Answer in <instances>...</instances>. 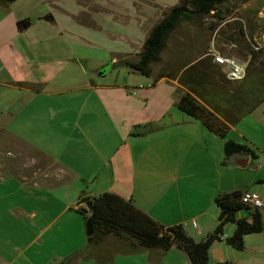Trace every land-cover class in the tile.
Segmentation results:
<instances>
[{
  "label": "crops",
  "instance_id": "1",
  "mask_svg": "<svg viewBox=\"0 0 264 264\" xmlns=\"http://www.w3.org/2000/svg\"><path fill=\"white\" fill-rule=\"evenodd\" d=\"M158 7L154 0L0 3V129L11 145L6 155L0 150V264H190L177 247L128 254L113 236L89 244L77 211L84 199L110 192L169 227L183 221L149 208L152 201L163 206L154 195L168 187L164 182L207 187L213 181L203 170L196 172L195 162H179L190 141L211 144L218 137L177 108L176 81L169 80L176 93L168 85L156 92L164 84L102 81L106 65L139 54L161 17ZM24 19L32 25L20 31L17 24ZM164 118L166 129L160 126ZM141 126L153 132L133 134ZM6 187L17 189L4 193ZM222 190L215 179L211 199L227 193ZM22 192L26 206L15 203ZM205 213L198 214L203 221L218 223V213L210 220ZM194 226L188 225L187 233L203 236V227ZM30 234L31 242H20ZM253 235L245 237V250L259 249L262 240ZM40 240L43 246L30 258ZM239 264L264 263L255 256Z\"/></svg>",
  "mask_w": 264,
  "mask_h": 264
},
{
  "label": "trees",
  "instance_id": "2",
  "mask_svg": "<svg viewBox=\"0 0 264 264\" xmlns=\"http://www.w3.org/2000/svg\"><path fill=\"white\" fill-rule=\"evenodd\" d=\"M17 0H0L8 5ZM232 0H180L171 7L163 19L150 31L135 61L120 58L115 65L125 66L132 72L146 77L154 76L153 65L162 61L167 41L182 22L203 25L208 19L220 22L225 20L221 8ZM44 19L51 20V16ZM32 25L30 19L20 20V31ZM217 24L212 23L211 30ZM238 30V31H237ZM235 34L229 36L227 43L234 45L235 53L247 63L246 76L240 81L227 79L222 68L210 56L201 55L183 65L176 72L160 73L154 76L155 82L162 79L176 81L178 84L177 108L194 120L200 121L208 131L223 139L230 130L246 116L264 104V48L261 43L249 40L240 26ZM221 35L220 33H218ZM151 128L134 132L136 136L148 133ZM1 131V129H0ZM226 163L234 156L258 158L246 144L227 140L224 144ZM244 192L220 194L215 202L220 209L218 225L206 239L196 242L182 224L165 226L138 208L133 200H125L117 194L106 192L84 199L92 201V210L78 208L83 216L85 234L89 244L100 242L107 236L115 237L124 252L128 254L158 248L169 251L173 247L183 250L190 264H209V252L215 242H226L236 250L245 249V237L264 231L262 213L241 202ZM82 202V203H83ZM246 212V217L238 214ZM233 223L236 230L231 237H225L224 228ZM218 264H232L230 262Z\"/></svg>",
  "mask_w": 264,
  "mask_h": 264
},
{
  "label": "rangeland",
  "instance_id": "3",
  "mask_svg": "<svg viewBox=\"0 0 264 264\" xmlns=\"http://www.w3.org/2000/svg\"><path fill=\"white\" fill-rule=\"evenodd\" d=\"M154 2L159 6L156 11L157 14L161 13V17H158V24L163 19L164 14L171 7L178 5L180 0H154ZM221 10L225 15V20L222 22L215 19H208L203 25L182 22L177 30L169 37L166 48L162 54V61L153 65L154 76L157 77L160 73L176 72L181 69L183 65L191 62L194 58L201 55L208 56L210 51H216L222 56L238 57L233 53L235 46L227 42L230 38L229 36L235 34V30L240 26L249 40H252L253 43L262 42L264 37V0H232L223 6ZM212 23L217 24L214 31L210 29ZM122 57H126L131 61H135L136 58L134 55L121 56L120 58ZM120 58L118 57L117 61L120 60ZM104 71H106L105 74L107 73L108 77L102 81H105L106 83L133 85L164 84L161 85L156 92H159V90H162L163 92V89H168L167 85L171 86L170 90H172V92L176 93L177 90L175 85H169L173 84V82L162 80L155 83L154 76H143L139 73L132 72L125 66H113L112 64H108L104 68ZM177 112L180 111L178 110ZM164 121L165 123L160 126L163 128L165 127L166 129V126H169L168 119L164 118ZM144 128L149 129L151 126L138 127L137 132L143 131ZM152 132L153 130L149 131V133ZM5 136H3L2 131H0V139L2 138V140H0V150H4V152L11 149L10 141L6 140ZM217 137L216 140H218L219 143L217 141V143L213 142L207 144L206 142H203L200 144L199 142L194 143L193 141H190L188 147L179 153L180 164H182L185 159H188L193 163L195 162L196 172H198V170H203L209 179L212 178L211 180L213 181L216 179L224 192L233 193L253 191L258 193L264 200V104L252 114L246 116L240 123H238V125L233 127L225 139L219 136ZM227 140L248 145L258 158L255 159L251 157L250 163L246 168L231 167L229 165L230 163L225 164V161L227 160L224 152V144ZM162 144L164 145V143ZM179 151L181 150L179 149ZM6 154L7 152L5 155ZM13 155V153H9L7 157L12 158ZM235 157L236 156L232 157L230 161H233ZM215 163L218 164L217 169L213 166ZM184 166L186 167V165ZM179 168L181 170V166ZM212 182H206L209 184L207 187L193 181L183 183L180 181L178 185L172 184L171 186L169 183L164 182L163 186L165 187V185H168V187L164 188L161 193L154 195L157 197L156 202L159 200L162 201H159V204H163V206L157 208L152 201V206H149V208L152 209L157 216L162 218L166 217L168 220H182L183 222L179 224H182L185 229L188 225L189 227L195 224L196 226L201 225L204 230L203 236H195V232L190 233V230H193L192 227L188 230L189 234H187H192V237L202 241L213 233V229H216L213 227L218 225L217 220L211 225L210 223L203 221V218L201 217L204 215H198L201 211L207 212L205 215L210 220L211 213L215 215L220 212V209L215 202L216 198L214 200L211 199L212 196L209 194L210 184ZM14 189L17 188L10 189L6 187L4 188V193L9 192L10 190L15 192ZM227 193L222 192L220 194ZM25 196L26 192L16 195L14 198L15 203L18 206H26L27 196ZM261 213L264 224V209H261ZM242 215L246 216V212L238 214V216ZM235 229V224H227L224 228L225 237H230L228 236V233H232L231 231ZM261 234L253 235L255 238H260V240H262L261 243H258L261 248L259 247L256 251L250 250V248L247 250L244 249L245 251H240L227 245L226 242H215L210 248L209 264L223 263L226 259L236 264L246 260L251 263L255 256L260 257L264 263V253H260L262 248H264V232ZM82 235L85 236L84 233H82ZM33 236L34 234H30V238L28 239L22 240V238H20V242H31ZM43 242V240H40L35 246H30V248L32 247L30 249V258L33 257L34 252H39L36 248L38 246H43ZM122 251L124 250L122 249Z\"/></svg>",
  "mask_w": 264,
  "mask_h": 264
},
{
  "label": "built area",
  "instance_id": "4",
  "mask_svg": "<svg viewBox=\"0 0 264 264\" xmlns=\"http://www.w3.org/2000/svg\"><path fill=\"white\" fill-rule=\"evenodd\" d=\"M264 47V41L261 42ZM208 56L213 58L214 63L219 65L230 81H240L246 76L247 63L236 56H222L216 51H210ZM241 202L254 209H264V200L253 191H245Z\"/></svg>",
  "mask_w": 264,
  "mask_h": 264
},
{
  "label": "water",
  "instance_id": "5",
  "mask_svg": "<svg viewBox=\"0 0 264 264\" xmlns=\"http://www.w3.org/2000/svg\"><path fill=\"white\" fill-rule=\"evenodd\" d=\"M263 41H264V37H263ZM250 158H251L250 156H236L233 161L229 162L230 163L229 165L237 168L238 167L246 168L250 163ZM83 206H85L86 209H88V211L92 210V201L85 202Z\"/></svg>",
  "mask_w": 264,
  "mask_h": 264
},
{
  "label": "bare ground",
  "instance_id": "6",
  "mask_svg": "<svg viewBox=\"0 0 264 264\" xmlns=\"http://www.w3.org/2000/svg\"><path fill=\"white\" fill-rule=\"evenodd\" d=\"M264 48V47H263ZM243 195H244V193H243Z\"/></svg>",
  "mask_w": 264,
  "mask_h": 264
}]
</instances>
